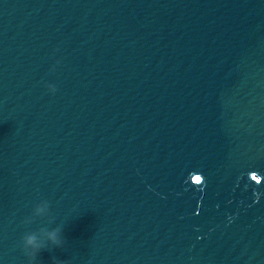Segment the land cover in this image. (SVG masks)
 <instances>
[{
  "label": "water",
  "instance_id": "obj_1",
  "mask_svg": "<svg viewBox=\"0 0 264 264\" xmlns=\"http://www.w3.org/2000/svg\"><path fill=\"white\" fill-rule=\"evenodd\" d=\"M61 224L38 264H264V0H0V264Z\"/></svg>",
  "mask_w": 264,
  "mask_h": 264
},
{
  "label": "clouds",
  "instance_id": "obj_2",
  "mask_svg": "<svg viewBox=\"0 0 264 264\" xmlns=\"http://www.w3.org/2000/svg\"><path fill=\"white\" fill-rule=\"evenodd\" d=\"M47 88L55 93L56 85L47 84ZM37 219H47L49 223L54 222V218L51 215L50 203L46 199L39 200L32 209L31 215L26 217L23 221L24 224L30 225ZM63 224L56 227L48 228L46 226H40L35 230L25 232L20 241V247L25 255L28 257V264H38L37 254L42 250L52 247H63L66 241L62 236ZM54 264H70L69 261L55 260Z\"/></svg>",
  "mask_w": 264,
  "mask_h": 264
}]
</instances>
